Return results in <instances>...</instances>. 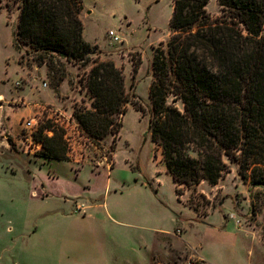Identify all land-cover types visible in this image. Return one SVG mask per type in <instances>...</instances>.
<instances>
[{"label": "rangeland", "instance_id": "rangeland-1", "mask_svg": "<svg viewBox=\"0 0 264 264\" xmlns=\"http://www.w3.org/2000/svg\"><path fill=\"white\" fill-rule=\"evenodd\" d=\"M172 3L82 0L86 37L103 52H112L126 89L141 99L145 109L142 115L129 104L119 135L113 138L109 134L98 142L110 158L117 144L116 165L108 174L112 191L108 194L99 188L90 196L82 195L87 204H92L82 213L76 205L83 200L75 201L71 195L78 182L93 184L89 182L92 167L88 164L93 154L79 165L68 157L67 161H44L39 155L43 143L33 154L24 152L27 142L23 140L29 132L23 123L42 104L70 112L78 107L90 108V96L80 81L91 63H66V79L56 92L46 76L47 89L58 99L56 104L36 100L37 105H33L22 97L8 108L11 97L26 93L28 86L37 87L33 78L37 79L40 67L46 66L36 64L28 46L15 48L18 6L14 0H0V132L3 124H9L16 127L20 139L12 145L6 139L11 152L0 148V264H181L189 260L195 264H264V188L242 179L236 162L224 158L230 171L217 185L202 181L188 188L185 197L175 194L169 177L163 176L162 183L155 187L148 185L153 169L162 167L155 161L148 129L151 62L155 49L170 36ZM206 9L212 16L220 14L217 0H209ZM108 30L115 31L121 41L110 44ZM133 60L140 61L134 76ZM176 104L181 107L180 102ZM42 125L49 126L51 133L45 131L49 137L53 131L62 134L48 120H41L36 127ZM61 141L66 147L63 135ZM79 167L80 173L76 172ZM104 167L101 171H106ZM44 174H54L57 180L44 181L46 188L42 189L39 178ZM99 177L103 183L105 175ZM179 187L182 192V187L187 188ZM114 208L122 213L116 214Z\"/></svg>", "mask_w": 264, "mask_h": 264}, {"label": "trees", "instance_id": "trees-1", "mask_svg": "<svg viewBox=\"0 0 264 264\" xmlns=\"http://www.w3.org/2000/svg\"><path fill=\"white\" fill-rule=\"evenodd\" d=\"M14 1L19 11L13 45L28 46L36 64L46 66L54 92L66 79V63H91L80 81L90 108L73 114L92 139L119 135L129 104L145 114L141 99L126 89L122 70L101 60L97 46L83 38L82 0ZM208 1L173 0L170 36L151 62L150 138L178 185H216L230 171L227 158L238 164L242 179L264 188V0H217V16L207 11ZM139 65L133 60V76ZM46 129L33 134L43 143L39 155L67 160L62 134L49 137ZM175 191L182 194L180 187Z\"/></svg>", "mask_w": 264, "mask_h": 264}, {"label": "crops", "instance_id": "crops-1", "mask_svg": "<svg viewBox=\"0 0 264 264\" xmlns=\"http://www.w3.org/2000/svg\"><path fill=\"white\" fill-rule=\"evenodd\" d=\"M80 18L82 20V12L80 13ZM82 35H83V38L89 42L90 44L92 45H96L97 48L100 50V53L98 54L99 58L101 60H112L113 62H115V59L113 58L112 56V52H108V53H105L102 51V49L97 45L95 44L94 42H92L91 40H89L86 35H85V30H84V27H83V32H82ZM110 44H114L113 42H111ZM116 64V62H115ZM117 66V65H116ZM41 71H40V76L36 78H33V82H35V84L37 85L36 86H28L26 88V93H24L23 91H21V94H18L16 96V98L14 97H11L10 100H8V103H7V107L8 108H11L15 102H17V100H20L22 99V97L26 98V100L30 101L33 105H37V101L36 100H41L45 103H48V104H56L57 102V97L54 93H51L48 89H47V82L45 81V78H46V69L44 66L40 67ZM43 83H46V86H43ZM63 86V84L61 85V87ZM32 89H35L36 90V93L32 92ZM19 92V91H18ZM17 92V93H18ZM3 99V95L0 94V101ZM39 104V103H38ZM2 104L0 103V106ZM131 106L128 105V109L130 108ZM127 109V110H128ZM21 120V118L18 120L17 124L15 126H17L19 124V121ZM3 135V137H2ZM7 137H10V139L13 141V144H14V141L18 142L20 139H19V135H18V130L16 129V127H14L13 129V126H10L9 124H3V130L0 132V148H2L3 152H11V149L6 141ZM119 139V138H118ZM152 142V141H151ZM118 143V141H117ZM153 144V147L156 151L155 153V161H157L158 163L162 164V167L161 168H154L153 171H152V174L149 176V182H148V185L149 186H153L155 187L156 185H160L162 183V178L163 176H165L166 178H171L172 180V186L174 188V191L176 189V187H179L182 185H178L176 184L171 175L167 172L166 170V166L161 158V152H160V149L155 145L154 142H152ZM116 147H117V144L114 148V150L112 151V161H111V166L110 167H107L106 171L105 170H102L103 168H105L104 166H94L92 165L93 162H88V164L91 165L92 167V171H91V176H90V179H89V182L92 181L93 184L91 185H87V184H83L81 182H78V184L76 185V191L74 194L71 195V198H73L75 201H78V199L80 200H83L82 198V195H88L90 196V194L93 192V191H96L97 189H103L106 193H110L112 190H111V186H112V180H111V177L108 176V174L110 172H112V170L114 169L115 165H116V162H115V150H116ZM41 159H43L44 161H55L54 159H46V158H43L41 157ZM67 161V160H66ZM83 167V166H81ZM77 168L76 169V172L80 173V168ZM130 169L132 171H134V169H132L131 165H130ZM35 173V172H33ZM77 173V176L79 175ZM103 173L105 175V178H104V182L101 183V179H100V174ZM42 177L39 178V184L41 185V188L44 189L46 188L45 186V182L47 181H51V180H57L55 178H57V176H55L54 174H44V175H41ZM45 181V182H44ZM201 184V183H200ZM145 185V184H143ZM217 185V184H216ZM199 186V184L197 185ZM124 185H121V188H123ZM183 188V192L182 194H177L176 191H175V194L177 196H179L180 198L181 197H185L187 196V192H188V187L187 188ZM89 199V198H88ZM83 203L88 207V208H91L92 207V204H87V201L83 200ZM90 203V202H89ZM113 212H115L116 214H121L122 212L121 211H118L116 210L115 208L112 210ZM109 216H111V214L109 213ZM176 229H179V228H176ZM180 233V232H179Z\"/></svg>", "mask_w": 264, "mask_h": 264}, {"label": "built area", "instance_id": "built-area-1", "mask_svg": "<svg viewBox=\"0 0 264 264\" xmlns=\"http://www.w3.org/2000/svg\"><path fill=\"white\" fill-rule=\"evenodd\" d=\"M107 34L112 42L121 41L119 35L115 33V31L108 30ZM43 86H46V83H43ZM43 119L50 121L54 126L61 129L63 140L67 147L66 155L74 164L79 165L87 162V160L89 161L91 154H93L92 157L94 158H91V162L95 163V166H111L112 157L110 158L107 156L104 148L82 129L73 112L47 104L40 105L39 111L35 113L33 117L24 120V129L29 132L28 138L23 140L27 142L24 152L33 154L41 148L42 144L34 140L33 132L39 128H37L36 125ZM45 131L51 133L50 130L46 129L44 132ZM108 160H110V162ZM85 208L86 205L82 202L76 205V210L78 212L84 213ZM236 223H238V221H236ZM176 232L179 233L180 230L176 229ZM181 264L195 263L189 260Z\"/></svg>", "mask_w": 264, "mask_h": 264}]
</instances>
